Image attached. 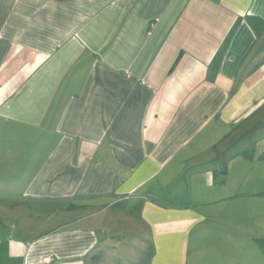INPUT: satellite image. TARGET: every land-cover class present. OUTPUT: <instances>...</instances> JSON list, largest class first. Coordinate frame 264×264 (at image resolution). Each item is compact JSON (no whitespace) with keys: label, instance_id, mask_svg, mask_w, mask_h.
<instances>
[{"label":"crops","instance_id":"1","mask_svg":"<svg viewBox=\"0 0 264 264\" xmlns=\"http://www.w3.org/2000/svg\"><path fill=\"white\" fill-rule=\"evenodd\" d=\"M0 169V264H264V0H0Z\"/></svg>","mask_w":264,"mask_h":264},{"label":"rangeland","instance_id":"2","mask_svg":"<svg viewBox=\"0 0 264 264\" xmlns=\"http://www.w3.org/2000/svg\"><path fill=\"white\" fill-rule=\"evenodd\" d=\"M5 175L8 176V174L2 173V171L0 172V177L4 176V178H5ZM242 183L243 182L239 178L231 177V179L229 180V188L231 190H234V189L241 190V188L242 187L244 188V186L247 185V183H249L250 186H254V187H252L253 189L254 188L255 189H261L262 187H264V180H250V182H247L246 184H242ZM14 185H15V181H9V180H6V179H0V192L6 191V190H11L9 188L13 189ZM0 202H4V201L0 200ZM41 206H45V205H41ZM7 215H9V214L4 213L3 211L0 210V224H3V225L8 227L7 229H1L0 232L1 233L2 232L3 233L4 232L9 233L10 232L11 234H13L14 231L13 230L11 231L10 225H11V223L14 224L15 222L19 223L20 217L18 216L17 219H16V216H17L16 214H14L12 216H7ZM40 215H42V214H40ZM24 217H25V215H24ZM43 218L44 217H42V216L40 217L41 221H42ZM24 221H25V218H24ZM205 255H206V252L204 251V253H203V257L204 258H201L200 260H198L197 263H191L189 261L188 264H207L206 263V259H205Z\"/></svg>","mask_w":264,"mask_h":264},{"label":"trees","instance_id":"3","mask_svg":"<svg viewBox=\"0 0 264 264\" xmlns=\"http://www.w3.org/2000/svg\"><path fill=\"white\" fill-rule=\"evenodd\" d=\"M225 182H226V171L224 169L221 173L215 176L214 183L218 186H221L224 185Z\"/></svg>","mask_w":264,"mask_h":264},{"label":"built area","instance_id":"4","mask_svg":"<svg viewBox=\"0 0 264 264\" xmlns=\"http://www.w3.org/2000/svg\"><path fill=\"white\" fill-rule=\"evenodd\" d=\"M51 261H52V259L47 257V258H44L42 262L45 264H49V263H51Z\"/></svg>","mask_w":264,"mask_h":264}]
</instances>
